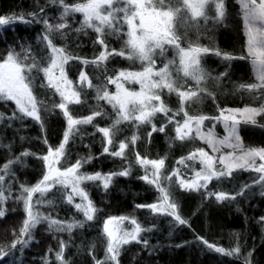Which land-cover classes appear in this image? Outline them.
Here are the masks:
<instances>
[{"label":"snow or ice","instance_id":"6c2138e0","mask_svg":"<svg viewBox=\"0 0 264 264\" xmlns=\"http://www.w3.org/2000/svg\"><path fill=\"white\" fill-rule=\"evenodd\" d=\"M49 3L61 9L60 22L53 24L46 15H41L45 11L44 8H40L39 12L0 16V31L16 23L43 24L42 32L36 37L37 43L43 45L39 52L34 51L30 44L21 41L20 52L9 45L7 53L0 56V103L11 102L15 105L10 114L0 112V126L8 121L7 127L11 128L14 121L23 123L25 119L30 118L40 125L44 134L43 143L48 145L46 154L41 155L24 149L0 165V219L7 214L5 204L9 200L22 204L24 212L18 234L13 232L15 238L11 245L0 246V261L7 257V264H18L19 258L15 256V251L19 246V251L23 253L24 249L35 241L34 233L39 225L46 224L49 233L66 232L71 239L74 230L84 228L87 222L96 219L99 209L84 185L88 182H99L107 192L115 177H127L132 173L133 163L128 158L126 150L130 144L134 147L140 136L134 132L131 137L120 140L118 148L113 150L121 131L120 125L125 122L137 129L141 125L151 124L149 138L155 132L166 133L168 125H174L175 141L200 140L211 149L210 154L203 147H194L186 156L176 161L184 171L181 167H174L167 175H165L167 154L150 159L139 152L135 153V164L144 169V175L138 179L152 185L159 193L155 202L138 204L137 208H147L153 216H170L175 225L179 226L188 225V220L180 212L174 184L185 192L204 190L205 199L214 196L218 203L235 201L237 197L245 196L253 186H259L258 194L264 197V147L246 146L240 134L241 124H258L257 117L264 116V103L259 107L245 105L243 108H219L218 116L190 114L189 111L193 104L202 102V94L212 96L215 100V95L204 85L205 81L209 79L219 81L228 75L226 69L218 76L211 77L204 67V57L209 54L229 62L235 59L249 60L256 83H241L238 90L264 98V0H236L243 21L247 53L238 57L219 48L202 45L198 38L196 40L188 38L191 29L199 31L202 27L201 21L204 24L210 20L215 24L223 23L227 17V0H77L74 4H68L66 0H49ZM211 8H214V15H210ZM76 13L82 14L83 19L75 31L92 29L97 34L94 44L100 45L101 50L93 59L77 56L68 51L66 45L59 46L54 42L57 33L61 38L67 35L64 30L70 27L68 18ZM125 25L126 32L123 31ZM121 35L127 39L120 49L108 44L107 37L119 38ZM169 50L174 53L170 59L167 57ZM116 56L139 62L140 69H114L113 74H108L106 62ZM72 60H78L85 68L89 65L96 68L104 67L101 82L93 83L85 68L79 71L76 82L70 79L66 66ZM158 63L162 66H158ZM41 74L43 80L40 81L39 88L42 92L38 93L37 80ZM96 79L100 80L101 77L97 76ZM189 79L195 82L194 87L187 85ZM126 84H138L139 90L126 87ZM109 85L115 86L114 92L109 91ZM88 89L95 91L96 105L92 108L91 114L75 116L70 105L87 104ZM165 90L179 98L178 109L173 110L168 106L163 98ZM49 93L58 96L59 102L55 100L49 102L42 98ZM101 101L110 105L115 113V119L105 127L94 123L97 117L103 118L108 115L101 107ZM56 109L62 113L66 128L58 146L53 147L49 145L46 137L45 117L54 113ZM158 113L166 118V122H162L159 127L153 123ZM181 114L182 119H177ZM208 120L215 121L211 128L205 126V121ZM216 124H223L224 136L216 134ZM85 125H92L102 134L101 155L121 158L127 166L109 173L82 171L84 166L94 159L91 154L78 158L75 163L66 167L63 166L67 159L69 143L74 142L77 136L83 139L85 135H94L82 131V126ZM19 139L24 141L26 137L20 136ZM169 141L171 147L172 138H169ZM5 149L11 152L12 144L0 142V150ZM28 157L43 161V175L35 184L20 183L19 191L14 195L13 183L18 182L14 167L16 165L27 167L25 160ZM197 163L200 165L198 169L195 167ZM238 170L252 171L259 175L251 184L242 185L238 191L229 192L222 189L208 191L213 180L222 181L230 178ZM57 192L60 193L63 202L73 205L76 212L82 213L83 220L75 216L70 219H59L41 210L43 207L55 205ZM49 193H53L52 199L48 198ZM75 197H79V203H74ZM126 221L132 225L131 228L125 227ZM257 223L264 226V215L258 218ZM154 227L155 225L144 226L134 216H109L104 220L102 229L106 239L103 259H96L93 255L95 245L90 246L89 255L93 256L94 264H121L120 257L125 246L136 243L141 244L144 249L151 247L144 234L151 232ZM233 235L239 239V233ZM196 240L210 251L242 259L243 264H253V252L243 255L239 243L234 247L224 248L198 234ZM182 246L184 245H177ZM68 247V241L63 239L59 241V249L55 251L57 264H71V260L65 258V250ZM52 252L53 249L49 247L43 264H49L48 257Z\"/></svg>","mask_w":264,"mask_h":264},{"label":"trees","instance_id":"16d2710c","mask_svg":"<svg viewBox=\"0 0 264 264\" xmlns=\"http://www.w3.org/2000/svg\"><path fill=\"white\" fill-rule=\"evenodd\" d=\"M236 0H227V17L223 23L215 24L211 20L204 24L197 31L191 29L188 33L190 40L199 39V43L213 48H219L222 51L232 53L235 56L246 55L243 36V21L239 15V6ZM68 4H74L77 0H66ZM40 8H44V13L50 22L55 24L59 21L61 9L53 6L49 0H0V16L19 15L21 12H39ZM214 8H211L210 15H214ZM83 19L82 14L76 13L68 18L69 28L64 32L67 34L61 38L60 34H56L55 43L59 46H67L68 51L77 56L93 59L101 50L100 45L94 44L97 34L92 29H85L83 32H76L75 29L80 27V21ZM43 30V24H23L16 23L4 27L0 31V56L8 51V46L15 47L20 52V42L30 44L34 51L39 52L43 45L37 43V35ZM123 31H127L125 25ZM183 32V29H181ZM126 36L121 35L119 38L115 36L107 37V42L111 47L120 49ZM46 54V53H45ZM23 55V53H22ZM174 53L169 50L167 57L172 58ZM248 60L235 59L232 61H224L220 57L209 54L204 57V67L216 77L226 69L228 75L222 77L219 81L209 79L204 82L208 91L215 95L212 96L202 94V102L196 103L189 109L190 114H205L209 116H218L219 108L243 107L244 105L258 106L260 97L255 94L239 91L238 85L241 83H252V73ZM230 65V67H229ZM108 74H113L112 70L123 68H131L139 70V62L129 61L125 58L116 56L106 62ZM158 66H162L158 63ZM85 68L78 60H72L66 66L69 78L74 82L78 80L79 71ZM85 71L93 79V83H100L104 75V67L96 68L93 65L87 66ZM101 79L97 80L96 77ZM43 80L42 74L37 80L36 91L42 92L39 88L40 81ZM127 87L135 90L139 89L138 84H126ZM189 87H194L195 82L187 80ZM109 91L114 92L115 86L109 85ZM87 104L70 105V109L75 116H87L91 114L92 108L96 105L95 91L88 89ZM46 101L55 100L59 102L58 96H52L50 93L42 96ZM163 98L168 106L173 110L179 108V98L176 94H169L165 90ZM101 107L108 114L101 118L95 119V124L100 127L108 126L115 119V113L110 105L100 102ZM15 109V105L11 102L0 103V112L10 114ZM171 115V113L169 114ZM183 114L177 117L182 119ZM46 120V137L49 145L58 146L63 137L66 128V121L59 109L54 113L47 114ZM212 120L205 121L209 125ZM258 124H241L240 134L243 143L246 146L264 147V116L257 117ZM162 122H166L163 114L158 113L153 123L159 127ZM8 121L0 126V142L4 144H12V150H0V165H2L12 155H18L24 149L32 152L46 154L48 145L43 143V136L40 125L34 120L28 118L21 121H14L13 127H7ZM121 131L116 138V144L113 150L118 148L120 140L131 137L135 132L140 139L133 147L131 144L126 150L128 158L133 163L131 175L127 177L117 176L114 178L107 192L104 191L99 182H88L86 187L90 198L95 203L99 211L96 213V219L85 224L84 228L73 231L71 239L68 233H49L47 225L42 224L35 230V241L23 253L19 251V246L15 251V256L19 258L18 264H43L45 253L51 247L53 252L49 254V264H57L55 259V251L59 249V241L61 239L69 242V247L65 250V258L71 260V264H94L93 256L89 255L91 245H95L93 255L96 259H103L106 246V239L103 236V222L109 216H134L144 226L151 227L155 225L153 230L145 233V237L149 240L150 248L144 249L141 244L132 243L125 246L120 262L121 264H243L242 259L235 257L222 256L219 253L208 250L204 244L196 240L197 234L209 242L216 243L224 248L234 247L237 243L241 246L243 255H247L252 251L253 264H264V226L257 223L260 216L264 215V197L258 193L259 186H253L247 191L243 197H237L235 201H224L218 203L215 197L205 199V192H185L181 191L178 185H173L175 195L180 204V212L182 216L188 220V225L176 226L170 216H153L147 208H137L138 204H151L157 200L159 193L157 190L138 177L144 175V169L135 164V153L139 152L142 156L146 155L150 159L163 157L167 154L165 175L169 174L174 167H181L176 161L186 156L194 147H202L200 140L194 141H175L174 125H168L166 133L155 132L149 138L148 133L152 129L151 124L141 125L138 129L132 124L125 122L120 125ZM85 133H94V135H85L83 139L80 136L75 138L74 142H70L67 146V159L63 162V166L75 163L80 157H87L91 154L94 159L91 163L84 166L82 171L94 173L101 171L109 173L111 171H119L122 167H126V162L121 158L112 157L102 153V134L96 131L92 125L82 126ZM20 136L26 137L24 141L19 139ZM169 138H172L171 147H169ZM27 167L16 165L14 171L18 182L13 183V194L19 191V184L26 183L35 184L43 175V161L35 157H28L25 160ZM195 167L198 169L200 165L197 163ZM182 171L183 168H182ZM190 175V173H189ZM258 178L257 174L252 171L238 170L233 173L232 177L225 178L222 181L213 180L209 184L208 191H238L245 183L251 184L253 179ZM175 180V178H173ZM56 203L53 207H43L41 210L45 213H51L59 219H70L75 216L79 220H83L82 213L76 212L73 205L63 202L60 193H56ZM49 199L53 198V193H49ZM79 197L74 198V203H79ZM7 214L0 219V246L11 245L15 238L13 232L18 234L19 228L24 219L23 205L9 200L5 204ZM13 209L15 211H13ZM195 213V214H194ZM239 233V239L233 235ZM54 236L56 238H54ZM188 243H185V242ZM177 245H184L177 247ZM254 250V251H253ZM7 257L0 264H7Z\"/></svg>","mask_w":264,"mask_h":264},{"label":"rangeland","instance_id":"374dc122","mask_svg":"<svg viewBox=\"0 0 264 264\" xmlns=\"http://www.w3.org/2000/svg\"><path fill=\"white\" fill-rule=\"evenodd\" d=\"M236 2V1H235ZM239 6V5H238ZM242 30H243V36H244V46L246 45V37H245V35H244V27H242ZM246 55H247V53H246ZM249 61V60H248ZM248 65H250V68H251V73H252V75H250V76H252V83H256V77H255V74H254V72H253V69H252V65H251V63H250V61H249V64ZM126 87H127V85H126ZM135 90H139V89H135ZM261 103H264V98H261L260 99V102H259V105L261 104ZM259 105L258 106H253V107H259ZM245 106V105H244ZM243 106V107H244ZM243 107H229V108H243ZM228 108V107H227ZM215 123V121H211L210 122V124L209 125H206L205 124V126H206V128H211L212 127V125ZM215 131H216V134L218 135V136H220V137H222V136H224L225 135V131H224V127H223V124H216V128H215ZM199 142H201V141H199ZM201 146L206 150V151H208L210 154H211V149H209L208 148V146H207V144H204V143H202L201 142ZM224 151H228V149H224ZM257 174V173H256ZM191 175V174H190ZM259 174H257V176H258ZM125 227H127V228H131L132 227V225H130L127 221L125 222Z\"/></svg>","mask_w":264,"mask_h":264}]
</instances>
